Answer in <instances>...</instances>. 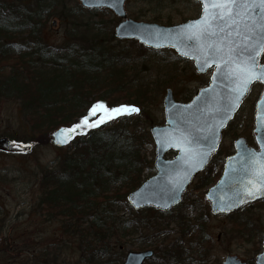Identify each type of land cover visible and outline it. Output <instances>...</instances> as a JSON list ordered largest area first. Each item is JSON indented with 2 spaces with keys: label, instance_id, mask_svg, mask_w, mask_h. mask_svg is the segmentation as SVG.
<instances>
[{
  "label": "rangeland",
  "instance_id": "1",
  "mask_svg": "<svg viewBox=\"0 0 264 264\" xmlns=\"http://www.w3.org/2000/svg\"><path fill=\"white\" fill-rule=\"evenodd\" d=\"M63 2L70 9L77 0ZM124 4L128 17L165 25L178 24L200 13V3L195 0H126ZM82 13L73 15L77 22L83 21L81 26L76 23L79 31L89 28L90 32L103 33L106 30L107 37L111 36L110 30L114 33L120 19L106 8ZM69 25L70 22L50 15L40 36L49 47L61 51L71 43ZM25 36L14 34L10 40L22 43ZM114 37L104 41L111 55H115L113 65L106 64L100 68L97 91L87 99L96 100L99 91H105V100L110 103L135 101L139 104L142 111L128 115L127 125L119 119L109 123L104 130L123 127L145 131L151 144L144 145L141 151L152 160L155 151L149 129L164 124L165 90L171 88L176 100L188 101L199 89L207 86L211 70L198 74L191 60L179 57L171 48L154 50L137 40ZM74 38V44L80 46L78 35L75 34ZM260 60H264V54ZM113 70L109 77V71ZM261 89L262 84L257 82L251 87L235 117L223 131L219 150L210 158L206 168L190 181L176 207L163 214L156 208L130 209L125 205L126 198H121V192H118L120 197H111L109 203L102 199L103 196L98 199L102 201L98 207L107 210L109 221L112 222L113 218L117 232L107 239V245L104 243L108 249L96 252L91 264L94 261L95 264H122L127 252L146 249L153 250L154 254L144 264H161V255L173 248L176 258L165 260V264H220L231 254L246 264H254L255 255L262 249L264 198L244 204L229 214L214 215L210 212V202L205 198L207 187L200 184L206 176L214 179L221 171L224 158L234 151L232 143L236 136L241 135L249 145L256 146L252 131L255 102ZM19 107L20 104L14 100L0 99V138L28 142L24 151L8 152L0 148V264H85L87 262L83 261L82 252L77 247L78 241L64 233L60 220L45 217L46 210L36 213L34 209L39 193L35 187L36 175L41 167L57 162L70 144L59 147L52 144L51 134L50 137H40L41 132L33 130L22 118ZM67 124L58 127L72 128ZM174 153L169 152L167 157ZM150 171L146 169L143 173L145 176L153 174L154 167ZM113 188L111 184L108 194ZM199 230L203 231V237ZM190 239L194 240V248L189 246Z\"/></svg>",
  "mask_w": 264,
  "mask_h": 264
},
{
  "label": "trees",
  "instance_id": "2",
  "mask_svg": "<svg viewBox=\"0 0 264 264\" xmlns=\"http://www.w3.org/2000/svg\"><path fill=\"white\" fill-rule=\"evenodd\" d=\"M97 10L100 9H84L78 1L69 9L63 0H0V99L18 102L20 115L33 130L41 132L42 138L50 137L59 125L68 123L73 128L85 116L89 124L98 122L105 115L103 110L90 114L97 103L109 109L133 105L142 111L135 101L110 103L105 100V91H99L96 100L87 99L97 91L100 68L112 64L115 55H111L104 41L115 37L111 30L110 37L106 30L103 33L90 32L89 28L79 31L76 23L81 26L83 21L77 22L73 15ZM50 15L71 24L68 31L71 43L61 51L49 47L40 36ZM14 34H25V42L11 41ZM75 34L81 47L74 44ZM113 72L109 71L108 76ZM92 89L95 91L91 92ZM128 118V115H121L97 127L76 129L66 153L54 164L41 167L36 175L35 187L39 193L35 212L46 210L45 217L60 220L64 233L78 241L85 264H91L96 252L106 251L108 247H104V243L117 232L113 218L109 221L107 210L98 207L102 202L98 199L103 196L102 199L109 203L111 197H120V192L125 199L126 194L146 177L143 172L146 169L151 172L153 168L152 160L141 151L144 145L151 144L148 133L123 127L104 130L119 119L127 125ZM219 174L220 171L214 179L206 176L200 186L207 187ZM111 184L114 188L108 194ZM125 205L129 206L126 199ZM202 233L199 230L203 237ZM189 246L194 248L193 239ZM174 252V248L167 249L161 255V264L174 260Z\"/></svg>",
  "mask_w": 264,
  "mask_h": 264
},
{
  "label": "water",
  "instance_id": "3",
  "mask_svg": "<svg viewBox=\"0 0 264 264\" xmlns=\"http://www.w3.org/2000/svg\"><path fill=\"white\" fill-rule=\"evenodd\" d=\"M79 3L81 6L91 9L92 7L106 6L113 13L123 18L124 20L120 21L115 27L114 33L115 36L121 39H137L142 45L153 49L171 47L177 54L189 60L191 59L195 66V71L199 74L213 67L209 84L199 89L189 102H178L173 97L171 88L166 90L163 96L165 123L161 126H152L149 129L155 142V156L153 160L155 172L153 176L143 180L141 185L127 194L129 204L135 209L150 206L157 207L161 211L169 210L181 200L185 188L190 183L189 181L197 172L206 167L210 156L216 152L222 130L225 129L227 123L234 117L235 112L241 106L248 91L242 97L239 105L225 116L222 109L229 102V81L219 78L215 63L204 66L203 70H200L196 59L191 54L189 56L182 55V52L189 51L194 47L195 42L185 41L181 43L175 39V34L181 31L183 26L200 18L202 14L201 4L199 17L166 26L126 17L124 0H79ZM173 45L176 46L174 47ZM260 65L264 66V62L260 63ZM214 75H217L216 79L213 78ZM254 83L250 85V88ZM260 83L263 84V89L255 103V128L253 130L258 148L250 146L245 137L238 136L234 140L233 148H235V152L225 158L221 175L206 191V199L211 203L210 211L214 215H219V213L229 214V212L239 209L243 204L264 197V195H258L253 199L244 196V183L251 177L247 174L246 161L241 156L243 147L248 149L249 154L264 153V126H261L257 119L258 105H260L261 113L264 114V82ZM198 97L199 99H197ZM189 105L191 107H188ZM221 121H223L222 125ZM65 128L68 127H59L51 134L54 145L64 146L67 143H57L58 137L56 133ZM177 129L184 131L185 134H190L189 139L192 140V143L186 146H169L168 143L162 142L168 134L177 135ZM72 136L73 134L71 133V138ZM213 144L214 147H212ZM0 148L8 152H14L24 151L26 146L2 137L0 138ZM185 148L192 150V157L187 155L184 150ZM173 150H176V153L172 158H167L166 153ZM198 151L206 153L202 162L195 158V153ZM186 170L188 171V175L185 179L184 174ZM241 197H243L244 202H241ZM262 242V249L255 257V264H264V233ZM152 255L153 250L151 249L135 252L129 251L125 255V261L122 264H143ZM220 264L245 263L237 255L231 254L227 255Z\"/></svg>",
  "mask_w": 264,
  "mask_h": 264
},
{
  "label": "snow or ice",
  "instance_id": "4",
  "mask_svg": "<svg viewBox=\"0 0 264 264\" xmlns=\"http://www.w3.org/2000/svg\"><path fill=\"white\" fill-rule=\"evenodd\" d=\"M198 2L202 5L200 18L183 26L182 30L175 34V39L181 43L194 41V47L182 52V55L191 54L200 70L215 63L219 78L229 81V102L222 109L227 116L239 105L253 82H264V66L258 63V57L264 53V0H198ZM213 78L216 79L217 75ZM99 110H103L105 115L98 122L89 124L88 117L85 116L73 128L61 129L56 133L57 143L68 142L71 133L82 126L97 127L98 124L118 116L140 112V109L133 105L109 109L103 103H97L90 109V114H95ZM257 119L260 125L264 126V114L260 111V105ZM176 131L177 135L168 134L162 142L168 143L169 146H186L192 143L189 139L190 134H185L179 129ZM184 150L189 157L193 156L191 149ZM205 155L206 153L198 151L195 158L202 162ZM241 156L246 161L247 174L251 177L244 183V196L254 199L258 195H264V153L249 154L248 149L243 147ZM187 175L186 170L185 179ZM241 202H244L243 197Z\"/></svg>",
  "mask_w": 264,
  "mask_h": 264
}]
</instances>
